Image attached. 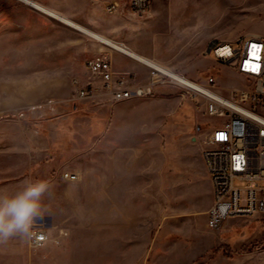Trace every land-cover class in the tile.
<instances>
[{"label":"rangeland","instance_id":"rangeland-1","mask_svg":"<svg viewBox=\"0 0 264 264\" xmlns=\"http://www.w3.org/2000/svg\"><path fill=\"white\" fill-rule=\"evenodd\" d=\"M35 1L159 63L193 56L198 75L188 77L214 76L224 94L245 81L203 55L207 42L264 35V0H153L141 16L129 0L113 13L101 0ZM99 53L135 84L154 81L151 93L113 100L86 66ZM151 69L27 3L0 0V193L48 181L37 223L52 237L36 248L10 238L0 264H264L262 216L206 225L213 186L201 152L215 118ZM86 85L97 88L92 97L78 94ZM65 171L80 177L64 180Z\"/></svg>","mask_w":264,"mask_h":264},{"label":"built area","instance_id":"built-area-1","mask_svg":"<svg viewBox=\"0 0 264 264\" xmlns=\"http://www.w3.org/2000/svg\"><path fill=\"white\" fill-rule=\"evenodd\" d=\"M152 1L135 0L129 9L141 16ZM120 4L118 0L104 1L109 13L117 12ZM203 55H213L245 81L243 86L228 88L224 94L216 89L215 77L209 76L205 82L195 81L196 86L188 91L198 102L203 99V112L215 118L201 154L213 186L206 225L218 230L232 218L256 215L264 218V35L253 34L252 39L240 38L235 42L212 39L204 47ZM86 66L115 101L146 96L155 84L154 81L135 84L130 72L115 70L111 59L100 53L89 58ZM151 72L157 75L160 71L152 68ZM96 89L86 85L78 94L92 97ZM79 177L76 171L62 173L64 180L76 181ZM239 181L245 184L237 185ZM32 231L28 238L32 247L52 240L48 228L40 223L36 222Z\"/></svg>","mask_w":264,"mask_h":264},{"label":"clouds","instance_id":"clouds-1","mask_svg":"<svg viewBox=\"0 0 264 264\" xmlns=\"http://www.w3.org/2000/svg\"><path fill=\"white\" fill-rule=\"evenodd\" d=\"M46 180L26 181L14 194L0 193V244L10 238H31L33 227L43 218L42 198L50 190Z\"/></svg>","mask_w":264,"mask_h":264},{"label":"bare ground","instance_id":"bare-ground-1","mask_svg":"<svg viewBox=\"0 0 264 264\" xmlns=\"http://www.w3.org/2000/svg\"><path fill=\"white\" fill-rule=\"evenodd\" d=\"M20 1L27 3V4L31 5L32 7L36 8L40 11H43L44 13L66 23L67 25H70L74 28L81 30L82 32H85V33L95 37L96 39L100 40L101 42H103V43H105V44H107L113 48H116L120 52L127 54V55L141 61L142 63L147 64L148 66H150L154 69H157L161 73L168 75L169 77H172L173 79L177 80L178 82L184 84L189 89H191V86H196L195 81H192V80H190V79H188V78H186V77H184V76H182L176 72H173V71L167 69L166 67L162 66L159 63L151 61V60L137 54L136 52L132 51L129 47L124 45L123 43H118V42L110 39L109 37L92 30V29L68 18L67 16H65L63 14H60L59 12H57V11L39 3V2H36L35 0H20ZM134 3H135V0H129L128 5L133 6ZM252 38H253V35L242 37V39H252Z\"/></svg>","mask_w":264,"mask_h":264},{"label":"crops","instance_id":"crops-1","mask_svg":"<svg viewBox=\"0 0 264 264\" xmlns=\"http://www.w3.org/2000/svg\"><path fill=\"white\" fill-rule=\"evenodd\" d=\"M102 2H104V1H106V0H101ZM206 46V45H205ZM130 49L132 50V51H134V52H136L137 54H139V55H141V56H143V57H145V58H147V59H149V60H151V61H154V62H156V63H159V62H157L156 60H154V59H156V57L154 58V55H152L150 52L148 53V52H144V53H142L141 51H139L138 49H133V48H131L130 47ZM170 53V52H169ZM171 54V53H170ZM127 55V54H126ZM172 55V54H171ZM129 56V55H128ZM131 57V56H130ZM133 58V57H132ZM133 59H135V58H133ZM135 60H137V59H135ZM189 60H191V61H187L186 63H183V64H180V63H175V62H170V63H165V62H160L159 64H161L162 66H164V67H166L167 69H169V70H171V71H173V72H176V73H178V74H180V75H182V76H184V77H188V75H190V76H195V77H197V75H198V73H197V71L199 70V68H197V63H196V60H195V58L192 56V57H190L189 58ZM137 61H139V60H137ZM139 62H141V61H139ZM142 63V62H141ZM145 65H147V64H145ZM148 66V65H147ZM148 67H150V66H148ZM152 68V67H151ZM190 77H188V79H189ZM192 78H190V80H191ZM192 81H197V80H194V79H192ZM51 246V248H53V249H55L56 247L54 246V245H50ZM52 249V250H53Z\"/></svg>","mask_w":264,"mask_h":264},{"label":"snow or ice","instance_id":"snow-or-ice-1","mask_svg":"<svg viewBox=\"0 0 264 264\" xmlns=\"http://www.w3.org/2000/svg\"><path fill=\"white\" fill-rule=\"evenodd\" d=\"M253 47H255V46H253ZM238 166V165H237Z\"/></svg>","mask_w":264,"mask_h":264}]
</instances>
